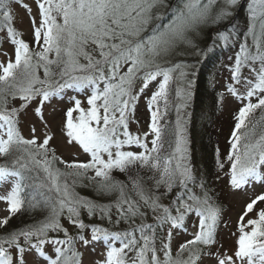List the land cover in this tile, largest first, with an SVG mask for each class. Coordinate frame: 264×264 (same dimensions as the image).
<instances>
[{
	"label": "snow or ice",
	"instance_id": "1",
	"mask_svg": "<svg viewBox=\"0 0 264 264\" xmlns=\"http://www.w3.org/2000/svg\"><path fill=\"white\" fill-rule=\"evenodd\" d=\"M16 2L31 15L22 0ZM35 3L39 21L31 17V24L36 51L12 26L9 0H0V31L6 29V38L14 46V60L0 62V184H11L7 194L0 195L9 213L0 219V229L25 207L47 214L0 235V264H27L26 254L36 264H83L77 244L87 247L100 241L106 252L96 264H203L205 259L210 264H264V207L257 208L264 204V193L244 206L234 252L212 250L221 209L188 163L186 122L180 114L190 98L191 81L188 66L175 57L196 47L203 28L230 17L237 0ZM248 14L247 32L230 70L234 85L244 91L228 87L242 104L226 157L233 190L264 179V0H250ZM218 38L227 43L229 36L218 33ZM243 69L248 70L247 76ZM154 81L158 87L148 102L149 132L133 135L129 117L135 101ZM173 84L175 100L183 102L175 104L176 120L168 126L161 120L167 114ZM66 89L90 92L87 107L72 98L74 106L66 111L62 128L66 142L78 145L88 155L87 162L58 158L49 147L53 136L47 130L38 141L35 128L31 139L19 128L21 114L33 101L38 104L35 115L44 121L45 103L63 98ZM126 146L140 151L123 150ZM218 168H224L219 157ZM113 172L126 179H115ZM88 186L98 196L115 199L102 204L76 191ZM82 211L89 219L99 216L109 224L128 227L111 231L86 225L80 219ZM189 215L198 218L196 231L173 250V230L183 229ZM62 219L77 229L75 235ZM166 225V234L161 235ZM86 228L91 241L84 235ZM49 233H63V238Z\"/></svg>",
	"mask_w": 264,
	"mask_h": 264
},
{
	"label": "rangeland",
	"instance_id": "2",
	"mask_svg": "<svg viewBox=\"0 0 264 264\" xmlns=\"http://www.w3.org/2000/svg\"><path fill=\"white\" fill-rule=\"evenodd\" d=\"M24 5H27L28 8L31 9V15H29L27 8L22 7L20 3L16 2V0H9V10L13 17L12 26L15 30L20 34V38H22L25 42L29 43L30 47L33 48L34 51L39 50L38 46L34 43L33 38V27L31 24V17H35L37 22L39 21L38 16V8L35 3V0H22ZM239 5V1L234 8L231 9L232 15L227 19L223 20L221 24H229L231 22L234 23V19L236 17L237 7ZM3 19L2 12H0V20ZM209 25L202 29L200 36L196 40L195 48H187L185 51L175 57V60L181 59L183 56H188L195 61L192 63H187L183 60L178 62H182L186 64L188 67L185 69L188 73L187 80H189V74L192 69L201 61L202 59L207 62L210 57L214 54L213 52H218L217 59L211 64V66L207 70L206 89H210L209 87H217V92L215 94L214 102L211 101V105H213L214 116H215V127L217 128V156L224 164V168L218 169L215 173V180H218L216 186V195L213 196L214 203L219 205L221 209L220 213V221L218 227L216 229V244L213 246V251L219 250L220 252H226L231 255L236 248V240H237V221L239 216L241 215L244 206L246 203L250 201L255 195L264 193V179L259 182L253 181L249 185L245 186L239 190H233L229 185V176L227 175L229 171V164L226 160L228 152L230 150V139L231 133L234 129L235 125V116L242 106L241 102L234 96H232L228 92V87L230 85H234V82L231 78V68L235 62V56L238 52L239 44H236L238 48H234V44L236 43V38L234 33H230L228 31V27L224 29L222 25ZM209 30L210 31V41L206 40L204 33ZM218 33H225L229 36L227 43L220 40L218 38ZM250 42V40H249ZM206 47L207 52H203V47ZM210 49V50H209ZM11 58L14 60V46L7 40L6 38V29L4 31H0V62L7 63L8 59ZM211 60V59H210ZM242 74L247 76L248 70L243 69ZM42 75V73H41ZM240 92H243L244 89L240 85H234ZM157 82H152L149 84V87L144 90L143 94L140 95L139 99L135 101V110L134 114L129 117V132L133 135H140L141 137L149 132V125L151 123V112L149 110V100L152 94L157 90ZM173 92L170 94V103L168 107L173 111V124L176 120V111L175 104L182 103L183 101L175 100V84L171 85ZM90 94L88 89H85L83 92H77L74 89H66L61 95L63 98L53 97L49 102H46L43 107L44 121H41L39 117H37L34 113V109L38 106L37 101H33L29 107L25 110L24 113L20 116V124L19 128L21 134L26 139H31L33 137L32 129L35 128V137L38 141L42 140L45 131L47 130L49 134L53 136V140L50 141L49 147L55 149V154L58 158H62L66 161H78V162H87L89 157L87 154L83 153V151L79 148L78 145L74 143L69 145L66 142V136L62 131L64 122H65V113L66 111L74 106L73 97L75 99H79L83 107H87V96ZM222 97V98H221ZM19 101L15 102V106L19 107ZM204 109L199 110L197 118L201 120L204 117ZM163 111V109H162ZM167 114L163 116L161 123L166 124L170 123V118ZM181 117L183 121H185V129H186V139H187V148L189 152V147L191 146L190 136V126L188 123L189 115H187L185 108L181 110ZM76 114L74 113V116ZM45 121L47 122V129L45 128ZM151 135H149L148 140H151ZM151 145L149 144V147ZM123 150L130 151H140L136 146L125 147ZM188 163H190L188 161ZM191 165V163H190ZM193 172L199 176L198 179L201 178L199 170L194 166H192ZM91 175V173H89ZM196 175V176H197ZM262 176H264V170H262ZM87 184V181H85ZM11 184L4 183L0 184V195H6L10 190ZM88 186L86 188H90ZM163 203L167 204L168 201L165 198ZM7 204L3 201H0V219H3L9 215L7 211ZM264 207V204H258L257 208ZM16 215V214H15ZM12 215L7 227H10L7 231L16 230V225L14 217ZM250 216H254V214H250ZM151 218V216H149ZM249 217H245L247 220ZM114 219V217H113ZM152 221V219H151ZM62 224L68 228L70 234L73 233L72 229L66 225V220L62 219ZM198 223V218L195 215H189L186 217L184 221L183 229H174L173 230V238H172V247L173 250L176 247L191 238V234L196 231L195 225ZM167 225L164 230L161 232V235L166 234ZM1 232V231H0ZM58 235V234H56ZM84 235L86 239L91 241V233L90 229L86 228ZM53 236V235H50ZM59 236V235H58ZM117 246H119L117 244ZM78 249L83 253V264H96L97 261H102L104 259V254L106 252V248L102 241L100 242H90L87 247H83L79 243L77 244ZM51 246L46 245L45 250L50 251ZM27 264H36L35 259L32 255L26 254ZM203 264H210V262L205 259ZM214 264V261L211 262Z\"/></svg>",
	"mask_w": 264,
	"mask_h": 264
},
{
	"label": "trees",
	"instance_id": "3",
	"mask_svg": "<svg viewBox=\"0 0 264 264\" xmlns=\"http://www.w3.org/2000/svg\"><path fill=\"white\" fill-rule=\"evenodd\" d=\"M239 5L237 7L236 11V17L234 19V23L231 22L229 24H221V22L218 25H222L223 29L227 26H229L227 29L230 33L235 34L236 43L234 44V48H238L236 44H239L241 41L244 40L245 33L247 32L249 19H248V5L250 3V0H238ZM172 3L177 2V0H171ZM217 25V26H218ZM204 36L206 40L210 41V31L207 30L204 33ZM250 40V38H249ZM239 51V48L236 49ZM203 52L206 53L207 49L204 46ZM218 52H213L214 54L212 57L205 62V60L199 61L197 65L192 69L191 73L189 74V80L191 81V88L189 89L191 95L190 98L187 99L185 111L187 115H189V126H190V140H191V146L189 147V162L191 165L196 167L199 170V175L201 178H203L206 187L210 189V194L212 196H215L216 191V184L218 180H215V173L219 169L218 168V156H217V128L215 127V116H214V110L213 105H211V101L214 102L215 94L217 92V87H209L210 89H206L207 82H206V76H207V70L211 66V64L217 59V55H215ZM211 59V60H210ZM183 60L187 63H192L195 60L188 57L183 56L181 59H177L176 61ZM173 92V91H172ZM204 109V117L199 120L197 118V115L199 113V110ZM173 111L169 108L168 115L170 118V123H166L165 125L171 126L173 125ZM219 162L223 163V160L221 161L219 159ZM60 167L63 168V165H60ZM194 174L197 175L194 171ZM113 176L115 179L118 180H125L126 177L124 174L119 172H113ZM197 177H199L197 175ZM76 191L81 195L85 197H89L90 199H93L99 203L106 204L110 203L112 200L115 199L114 196L112 197H105V196H98L96 195L92 187L90 188H77ZM175 191V190H174ZM169 202V198H166ZM47 213L45 211H41L39 209L37 210H27L26 207L22 209L20 212H17L14 220L16 228H23L26 225L32 224L37 220H41L44 218V216ZM113 217L115 220V212L113 210ZM81 220L86 225H97L104 228H107L111 231H123L128 227V225L121 223L120 225L115 224H109L107 220H101L99 216H93L91 219L87 216V213L82 211L81 213ZM148 222L152 223L151 218H148ZM66 225L69 226L73 233V235L76 234L77 229H75L72 225H69L66 220ZM10 227L2 228L0 229V235H3L5 231L9 230ZM86 230V229H85ZM57 233H49V235L57 236ZM60 238H63V233L58 234Z\"/></svg>",
	"mask_w": 264,
	"mask_h": 264
}]
</instances>
